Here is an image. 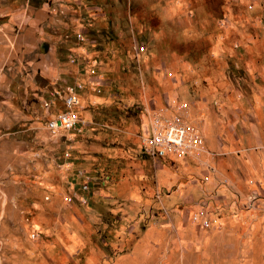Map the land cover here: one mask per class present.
Returning a JSON list of instances; mask_svg holds the SVG:
<instances>
[{
  "label": "rangeland",
  "instance_id": "rangeland-1",
  "mask_svg": "<svg viewBox=\"0 0 264 264\" xmlns=\"http://www.w3.org/2000/svg\"><path fill=\"white\" fill-rule=\"evenodd\" d=\"M0 264H264V0H0Z\"/></svg>",
  "mask_w": 264,
  "mask_h": 264
},
{
  "label": "built area",
  "instance_id": "built-area-1",
  "mask_svg": "<svg viewBox=\"0 0 264 264\" xmlns=\"http://www.w3.org/2000/svg\"><path fill=\"white\" fill-rule=\"evenodd\" d=\"M138 47L137 50H142ZM63 110L47 118L46 127L52 131L74 130L85 126L84 120L76 111L78 95L74 87L68 88L61 97ZM48 106V103H46ZM187 104L182 103L174 114H153L146 119L141 134L143 149L153 159L158 160L167 156L186 157L198 153L202 139L193 125H190L182 115ZM87 188V185H84Z\"/></svg>",
  "mask_w": 264,
  "mask_h": 264
}]
</instances>
